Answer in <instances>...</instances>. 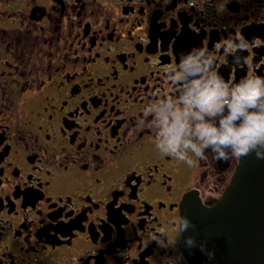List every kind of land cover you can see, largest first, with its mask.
Returning <instances> with one entry per match:
<instances>
[{"label": "flooded vegetation", "instance_id": "1", "mask_svg": "<svg viewBox=\"0 0 264 264\" xmlns=\"http://www.w3.org/2000/svg\"><path fill=\"white\" fill-rule=\"evenodd\" d=\"M263 136L264 0H0V264H191Z\"/></svg>", "mask_w": 264, "mask_h": 264}, {"label": "water", "instance_id": "2", "mask_svg": "<svg viewBox=\"0 0 264 264\" xmlns=\"http://www.w3.org/2000/svg\"><path fill=\"white\" fill-rule=\"evenodd\" d=\"M182 208L191 264H264V137L241 150L219 199L207 206L190 193Z\"/></svg>", "mask_w": 264, "mask_h": 264}]
</instances>
